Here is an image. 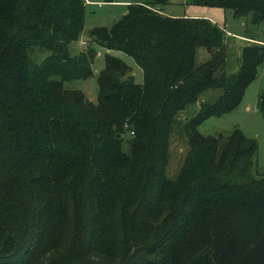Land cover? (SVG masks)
Returning <instances> with one entry per match:
<instances>
[{
    "label": "trees",
    "instance_id": "1",
    "mask_svg": "<svg viewBox=\"0 0 264 264\" xmlns=\"http://www.w3.org/2000/svg\"><path fill=\"white\" fill-rule=\"evenodd\" d=\"M114 1V0H104ZM136 0L87 32L84 0H0V264H264V176L255 138L197 126L241 101L264 62V0H185L249 14L260 43L225 71V29ZM104 54L98 100L64 81ZM49 51L41 62L34 48ZM198 47L210 52L196 63ZM219 90L215 98L204 92ZM198 103L190 115L181 113ZM257 109L264 119V79ZM187 150L169 176L170 139Z\"/></svg>",
    "mask_w": 264,
    "mask_h": 264
},
{
    "label": "rangeland",
    "instance_id": "2",
    "mask_svg": "<svg viewBox=\"0 0 264 264\" xmlns=\"http://www.w3.org/2000/svg\"><path fill=\"white\" fill-rule=\"evenodd\" d=\"M84 1L86 5L84 25L79 38L69 44L72 53L86 46L89 29L97 25H111L119 18L124 9V6L119 4L117 0ZM99 2L101 3L100 5H98ZM161 8L165 13L173 16L210 15L214 21L224 27L226 72L233 71L238 67L243 45L260 43L262 40V27L259 24H252L249 14L236 17L229 8L190 4L185 2V0H170ZM94 46L97 50V55L92 63V75L87 78L64 81V87L78 88L84 92L88 100L96 103L98 100L97 72L104 66L105 53L122 58L130 66L135 82H141V69L131 57L121 51L106 49L98 44ZM48 53V50L36 47L30 53V57L36 62H41ZM209 56L210 52L207 49L198 47L195 55L196 63L204 62ZM263 79L264 62L258 68V76L246 86L240 103L234 109L220 116H209L197 126V130L203 135H227L233 128H239L245 135L255 138L257 151L254 157L252 173L256 176H264V119L257 109L258 95L262 88ZM218 93V89L211 88L204 92V97L215 98ZM197 106L198 103L188 105L181 115L183 117L190 115L191 111L196 109ZM169 149L168 173L170 174L169 176H174L173 174L177 172L187 150L185 138L174 132L170 139Z\"/></svg>",
    "mask_w": 264,
    "mask_h": 264
},
{
    "label": "crops",
    "instance_id": "3",
    "mask_svg": "<svg viewBox=\"0 0 264 264\" xmlns=\"http://www.w3.org/2000/svg\"><path fill=\"white\" fill-rule=\"evenodd\" d=\"M118 1V3L119 4H122L123 6H124V9H123V12H125V10H126V4L129 2V0H117ZM162 9V8H161ZM163 11V10H162ZM164 12V11H163ZM165 13V12H164ZM166 14H168V13H166ZM201 16H204V17H206V18H209L210 20H212V21H214V19L213 18H211V16L210 15H201ZM228 32H230V31H228ZM235 33V32H234Z\"/></svg>",
    "mask_w": 264,
    "mask_h": 264
},
{
    "label": "built area",
    "instance_id": "4",
    "mask_svg": "<svg viewBox=\"0 0 264 264\" xmlns=\"http://www.w3.org/2000/svg\"><path fill=\"white\" fill-rule=\"evenodd\" d=\"M101 3L99 2L98 5H100Z\"/></svg>",
    "mask_w": 264,
    "mask_h": 264
}]
</instances>
